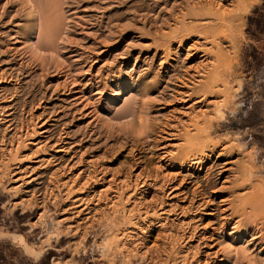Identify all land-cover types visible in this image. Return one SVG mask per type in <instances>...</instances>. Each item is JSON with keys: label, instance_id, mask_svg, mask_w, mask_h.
<instances>
[{"label": "rangeland", "instance_id": "obj_1", "mask_svg": "<svg viewBox=\"0 0 264 264\" xmlns=\"http://www.w3.org/2000/svg\"><path fill=\"white\" fill-rule=\"evenodd\" d=\"M37 8L0 0V264H264V0Z\"/></svg>", "mask_w": 264, "mask_h": 264}, {"label": "bare ground", "instance_id": "obj_2", "mask_svg": "<svg viewBox=\"0 0 264 264\" xmlns=\"http://www.w3.org/2000/svg\"><path fill=\"white\" fill-rule=\"evenodd\" d=\"M26 1V4L29 6V13H31V15H33L35 12H36V9H38L39 10V8H40V6L38 5V7L39 8H37V2H38V4L40 3V0H25ZM46 2V1H45ZM46 4V3H45ZM40 5H42V4H40ZM26 6V5H25ZM48 9V8H47ZM37 10V11H38ZM43 13V12H42ZM40 14V13H39ZM35 15V14H34ZM33 15V16H34ZM41 15V14H40ZM37 17H38V14H37ZM36 16H35V18H37ZM40 18L41 17H44V16H39ZM39 17H38V20H39ZM42 20L43 19H41V22H42ZM46 21V20H45ZM33 22V21H32ZM39 22V21H38ZM39 24V23H38ZM40 25H41V23H40ZM38 27V26H37ZM47 27H49V26H47ZM52 26H50V28H51ZM48 29V37H46V36H44V32L47 30H45L44 31V29L42 30V28H41V26H40V28L38 29V30H40V31H38L39 33H40V35H39V39L38 40H40L41 38H42V40L41 41H43V40H45L46 38H51V35L52 34H54L52 31H51V29ZM44 31V32H43ZM38 33V34H39ZM41 35H43L44 37H45V39H43V36L40 38V36ZM46 35H47V32H46ZM52 36H54V35H52ZM37 40V41H38ZM47 40V39H46ZM49 40V39H48ZM41 41H39L40 43H39V45L42 43ZM53 41V40H52ZM55 41V40H54ZM47 42V41H46ZM48 43V42H47ZM39 45H37V44H33V46L31 45V48L33 49V51L35 52V53H38V52H41V50H43V49H41V47L39 46ZM43 45V44H42ZM45 45V44H44ZM49 45V44H48ZM47 48V46L45 47V49ZM47 49H49V48H47ZM32 52V51H31ZM34 52H32V54L34 53ZM34 53V54H35ZM80 100V99H79ZM77 102V101H76ZM129 117V116H128ZM200 130V129H199ZM195 135H196V133H195ZM198 135V134H197ZM192 137H194V136H192ZM192 137H190L191 138V140H192ZM200 138V137H199ZM188 140V139H187ZM197 140V138H195V141ZM194 141V142H195ZM188 142H189V140H188ZM193 142V143H194ZM191 143H192V141H191ZM193 143H192V145H193ZM198 143V142H197ZM189 144H190V142H189ZM197 147V146H196ZM255 200V199H254ZM254 201H252V204H255L256 205V202H257V204L259 203L258 201H256L255 200V203H253ZM250 203V202H249ZM254 206V205H253ZM222 224V223H221ZM257 238V237H256ZM255 237L253 238V240L254 241H256L255 239H256ZM221 243V242H220ZM211 247V246H210ZM236 261L238 262V261H240V257H238L237 255H236Z\"/></svg>", "mask_w": 264, "mask_h": 264}]
</instances>
